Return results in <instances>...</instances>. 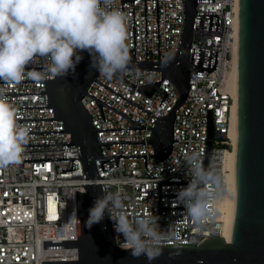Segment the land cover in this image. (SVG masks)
<instances>
[{"label":"built area","instance_id":"built-area-1","mask_svg":"<svg viewBox=\"0 0 264 264\" xmlns=\"http://www.w3.org/2000/svg\"><path fill=\"white\" fill-rule=\"evenodd\" d=\"M101 8L110 11V0H101ZM136 60H146L145 0H134ZM112 11L122 13L121 0H112ZM198 12L219 14V30L195 27L192 47L219 51L217 68L210 72H190L189 94L177 109L174 120V138L170 155L160 160L147 156V167L162 182L190 181L191 166L188 161L203 165L207 110L211 108L213 142L206 170L220 179L221 189L226 186L227 153L234 148L231 129L233 124L235 74L238 69L239 0H215L198 2ZM160 62L176 52L185 22L183 0H158ZM127 18L128 40L131 60H134L133 0L124 1ZM148 61L158 60L157 0H146ZM80 63V62H79ZM78 63V64H79ZM31 66H50V61L37 58ZM36 71L39 79L53 78L48 68H28ZM69 72V74H75ZM125 77L140 84L159 81L162 72L127 68ZM25 79H32L25 77ZM96 79L157 116H164L180 98V91L167 78L150 98L113 77L108 80L97 75ZM3 93L43 92L45 81L19 83L0 82ZM88 91L104 102L140 122L153 126L156 117L135 106L99 83L93 81ZM11 106L46 105V94L4 95ZM83 102L89 110L95 128L135 127V123L111 108L101 109L94 98L85 95ZM16 118L54 117L53 107L14 108ZM30 130L64 129L62 120L17 121ZM152 129L98 130L99 141L151 139ZM71 142V133L29 134L28 143ZM22 158L55 156H78L79 146H24ZM102 155L151 154L152 143L102 144ZM26 161L0 167V264H42V261L79 260L78 247L44 248V240L78 239L76 190L86 192V178L80 159L73 161ZM145 167L144 157L119 158V166L99 171L102 185L110 184V193L119 192L123 211L129 217L149 216L157 220L161 230L172 231L179 238L170 239L166 246H191L201 244L207 237H224L222 220L217 216L218 199L212 201L215 220L198 228L190 220L187 209H161L159 213V183ZM188 183L161 184V194H176ZM211 187V185H209ZM131 194V195H124ZM161 206H183L176 196H161ZM114 215L116 211L114 210ZM113 229L114 222L112 221ZM115 240L122 243L123 236L114 233ZM120 245V244H119Z\"/></svg>","mask_w":264,"mask_h":264},{"label":"water","instance_id":"water-1","mask_svg":"<svg viewBox=\"0 0 264 264\" xmlns=\"http://www.w3.org/2000/svg\"><path fill=\"white\" fill-rule=\"evenodd\" d=\"M124 1L121 0L124 14ZM185 22L176 52L168 61L160 62L159 14L157 0L158 60L148 61L147 17L145 0L146 60H136L135 8L133 0L134 60L128 68L156 70L162 72V79L140 84L122 75L114 76L123 83L150 98L155 90L165 93L159 105L169 93L160 87L165 78L177 86L180 98L164 116H157L125 97L121 93L96 79L99 74L90 68L91 57L81 53L82 59L76 65L75 74L57 76L50 79H23L20 82L45 81L43 92L4 93V95L46 94V105L12 106L13 108L53 107L54 117L16 118L17 121L62 120L64 129L30 130L29 134L71 133V142L27 143L25 146H79V155L40 158H22L26 161H69L72 168H63L61 172H71L73 161H82L86 192L76 190L78 239L44 240V248L78 247L79 260L42 261V264H149L146 257L133 259L128 250L120 247L115 240L110 216L105 213L102 221L91 228L85 226L89 209L95 199L102 195L99 171L119 166V158L147 156L166 159L172 150L174 138V120L177 109L189 94L190 72L192 70L210 72L217 68L219 51L192 47L195 27L219 30V14L198 12V2L215 0H183ZM101 6V5H100ZM112 11V0H110ZM49 66H31L30 68H48ZM93 81L99 83L135 106L156 117L153 126H145L134 120L88 91ZM3 82V81H0ZM95 99L103 119L106 121L103 107L107 106L135 123V127L95 128L92 116L83 102L85 95ZM152 129L151 139L99 141L98 130ZM213 123L211 108L207 110V133L202 167L206 169L211 155L213 142ZM152 143L154 153L102 155V144H140ZM152 174V173H151ZM153 175V174H152ZM159 213L161 209L184 208V206H161V184L188 183L189 181H159ZM237 200L232 237H207L199 245L164 246L161 255L151 264H264V0H239V36H238V142L236 158ZM131 195V194H124ZM179 251V255L170 257V253Z\"/></svg>","mask_w":264,"mask_h":264},{"label":"clouds","instance_id":"clouds-1","mask_svg":"<svg viewBox=\"0 0 264 264\" xmlns=\"http://www.w3.org/2000/svg\"><path fill=\"white\" fill-rule=\"evenodd\" d=\"M100 5L101 0H0V81L19 83L26 76L39 79L36 71H26L37 58L50 61L48 72L53 78L66 76L75 72L83 52L89 54L90 68L99 76L111 80L125 73L131 61L127 18ZM16 116L0 89V167L18 164L29 140L30 129L18 124ZM195 160L193 156L188 161L192 179L176 197L193 225L203 228L215 220L210 203L219 198L220 179ZM99 186L103 194L89 209L85 226L91 228L107 213L115 231L123 236L120 247L133 259L144 256L151 264L170 239H179L174 232L161 230L152 217L129 218L119 192L110 193V184ZM179 254L170 253V257Z\"/></svg>","mask_w":264,"mask_h":264},{"label":"bare ground","instance_id":"bare-ground-1","mask_svg":"<svg viewBox=\"0 0 264 264\" xmlns=\"http://www.w3.org/2000/svg\"><path fill=\"white\" fill-rule=\"evenodd\" d=\"M239 25H237L238 29ZM235 101L233 106V124L231 136L234 148L227 153L226 164L230 171L226 176V186L221 189V196L218 198L217 216L222 220V234L229 241L232 237V229L235 217L237 185H236V158L238 142V69L235 74V86L232 91Z\"/></svg>","mask_w":264,"mask_h":264}]
</instances>
